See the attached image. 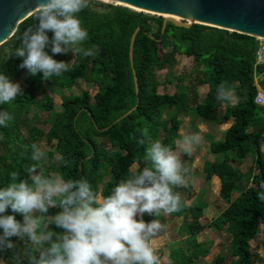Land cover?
Here are the masks:
<instances>
[{
	"label": "trees",
	"instance_id": "obj_1",
	"mask_svg": "<svg viewBox=\"0 0 264 264\" xmlns=\"http://www.w3.org/2000/svg\"><path fill=\"white\" fill-rule=\"evenodd\" d=\"M78 15L89 34L85 47L95 45L99 51L94 57H74L71 52L53 54L47 46L45 51L53 59L70 62L69 71L60 77L44 80L43 73L33 76L20 67L23 58L14 55L24 33L35 29L36 12L22 21L14 35L0 46V72L19 83L23 91L12 103L0 105V111L14 117L7 127L0 126V187L11 182L13 171L19 173L20 179L31 182L26 171L36 163L31 160V144L40 147L45 141L54 150L41 161L37 173L86 179L99 196L105 197L133 172L134 165L146 166L143 155L150 140L177 150L183 116L193 118L188 124L189 135L199 132L200 120L211 126L231 122L222 140H211L210 153L219 157L206 160L203 168L205 183L214 176L220 178L219 197L227 205L210 224L231 235L230 264H258L251 245L264 224V201L257 198V193L264 191V106L255 102L258 86L264 89V64H257L256 59L258 39L199 23L181 27L168 22L163 31L162 16L92 0ZM139 27L134 45L137 92L130 45ZM47 35L51 39L54 33L49 31ZM181 55L192 58L194 78L189 87L181 86L173 94L160 93L163 82L173 81H162L159 72L176 65ZM81 83L90 85L96 93L80 89L65 98L61 111H56L49 86L64 90L81 87ZM221 84L234 89L239 101L217 102L216 89ZM202 86H208L204 95L199 91ZM34 108L49 113L44 120L47 127L32 124L29 115ZM133 108L128 116L114 123ZM223 108L224 114L220 115ZM249 159V169L241 172L239 165ZM238 185L244 188L234 197ZM191 190L190 184L176 189L181 193L183 207L169 217H185L189 221L179 229L186 235L171 243L168 264H199V259L211 252L213 242L198 239L205 227L202 220L208 205L199 198L188 204L183 193ZM58 211V207L50 208L45 218L49 230L56 232L62 229L50 222ZM5 214L15 215L23 223V216L10 208ZM143 219L150 222L157 217L145 214ZM11 240L15 248L0 252V264H15V254H20L21 264H29L22 255L25 247L22 240L17 237ZM213 262L225 264V257L218 255Z\"/></svg>",
	"mask_w": 264,
	"mask_h": 264
},
{
	"label": "clouds",
	"instance_id": "obj_2",
	"mask_svg": "<svg viewBox=\"0 0 264 264\" xmlns=\"http://www.w3.org/2000/svg\"><path fill=\"white\" fill-rule=\"evenodd\" d=\"M88 6L89 0H37L38 23L24 33L14 52L23 58L20 67L33 76L43 73L42 78L49 80L68 72L70 62L53 59L45 51L47 46L53 54L97 55L95 45L85 47L89 34L78 15ZM49 31L54 33L51 39ZM20 95V84L0 72V105L10 104ZM216 100L232 104L239 98L234 89L221 84ZM13 119L9 112L0 111V126L7 127ZM201 141L199 134L183 136L178 142L179 154L160 141L152 143L143 155L146 166L122 179L105 197H100L86 179L37 173L47 157L32 143L31 160L36 163L26 169L31 182L13 171L11 182L0 187V252L15 248L11 238L17 237L24 241L22 255L29 264H159L151 241L164 226L158 219L145 222L143 216L159 217L182 210V196L176 191L187 187L181 155L191 156ZM257 198L264 201V191L257 193ZM57 207L60 211L50 223L62 229L59 232L45 224L49 209ZM9 208L23 216V223L15 215L5 214ZM13 260L21 264L20 254Z\"/></svg>",
	"mask_w": 264,
	"mask_h": 264
},
{
	"label": "rangeland",
	"instance_id": "obj_3",
	"mask_svg": "<svg viewBox=\"0 0 264 264\" xmlns=\"http://www.w3.org/2000/svg\"><path fill=\"white\" fill-rule=\"evenodd\" d=\"M97 3H106L111 4L109 2L103 1V0H92ZM111 5H120V4H111ZM129 8V7H128ZM135 11H139L138 9L130 8ZM148 15H153L155 17H159L157 14H151L147 12H143ZM177 19L182 20L181 17H178ZM179 61L176 65L169 68V70L160 71L159 77L162 81H165L167 79L172 80L171 83H165L163 82V85L160 86L159 92L163 93L164 91H167L171 94L175 93L176 91H179L181 86L182 87H189V83L194 78V75L191 73L193 69V60L191 57H187L185 55H181L178 57ZM25 78V75L21 78V81H23ZM181 78V79H180ZM260 87V86H259ZM80 89H89L92 94L96 93V90L93 89L90 85H86L81 83V87L75 86L71 89H62L59 87H51L49 86V94L54 99L55 102V110L61 111V104L62 101L65 98H69L77 93L80 92ZM208 90V86H202L199 88V91L201 95H204ZM39 98H43L42 95L39 96ZM225 109L220 110V115L224 114ZM49 113L40 111L37 108H34L32 112L29 115V118L32 122V124H36L40 127H47V125L44 123V120L48 117ZM184 124L181 127L180 131V137L177 139L180 140L183 136L189 135L188 131V124L193 119L190 115L183 116ZM232 121V120H231ZM230 123H227L225 125H210L205 121H198V128L199 132L196 134H199L202 137V141L198 147L195 148L193 154L191 156L187 155H181L182 163L186 169V171L183 173L187 185L190 184L192 186V192H184L183 196L187 199L188 203H191L194 199L199 198L202 201L207 203V207L205 209V217L203 218L202 222H204L205 227L204 230L198 235L199 241H212L213 244L211 246V252L210 255L206 258H200L198 263L199 264H214V259L218 255H222L225 257V264H230L233 258L231 257V250H230V241H231V235L227 231H220L215 229L210 223L213 222V220L220 215V213L226 208V203H224L223 200L219 197L218 193H220L221 184L219 177V182L215 181V178H213L210 182L204 181V173L203 168L206 160H215L219 155H215L210 153V143L211 140H222L224 136V131L230 126ZM100 140V139H99ZM156 142L155 140H150L149 146ZM41 150L45 152L46 156L51 152V150H54L53 147L49 146L45 141H42ZM178 148V144H177ZM264 150V147H263ZM176 152L179 154V148L176 150ZM58 154L55 152V157H57ZM251 164L250 159L246 160L242 165H239V170L241 172H245L249 169ZM133 172L142 170L143 168L139 165L133 166ZM56 175V174H54ZM106 179H109V176H107ZM219 185V187H218ZM216 187V189H215ZM244 186L238 185L237 190L234 193V197H237L241 194L242 189ZM219 189V192H218ZM191 190V191H192ZM169 214H162L161 216L157 217V219L160 221V223L164 226L162 230L157 234L156 237H154L151 241V246L156 250V254L159 258V264H168L170 261L169 252L171 243L181 239L186 234H181L179 232L180 226L185 222L189 221V218L181 217L179 219L170 218ZM264 224L261 225V232L260 234L251 241V245L253 248V251L257 255V263L258 264H264ZM24 244V241H21ZM4 264V262L2 263Z\"/></svg>",
	"mask_w": 264,
	"mask_h": 264
},
{
	"label": "water",
	"instance_id": "obj_4",
	"mask_svg": "<svg viewBox=\"0 0 264 264\" xmlns=\"http://www.w3.org/2000/svg\"><path fill=\"white\" fill-rule=\"evenodd\" d=\"M125 7L141 12L157 14L164 18L163 31L168 22L190 27L194 23L217 27L233 32L264 38V0H113ZM37 0H0V46L16 32L19 24L36 11ZM173 15L182 18L176 19ZM140 31L131 38L130 60L135 83L138 80L134 69V45ZM135 108L119 117L114 123L128 116ZM107 129V128H106Z\"/></svg>",
	"mask_w": 264,
	"mask_h": 264
},
{
	"label": "built area",
	"instance_id": "obj_5",
	"mask_svg": "<svg viewBox=\"0 0 264 264\" xmlns=\"http://www.w3.org/2000/svg\"><path fill=\"white\" fill-rule=\"evenodd\" d=\"M258 48L256 51L257 64H264V38H258ZM258 93L255 97V102L264 106V89L258 87Z\"/></svg>",
	"mask_w": 264,
	"mask_h": 264
},
{
	"label": "crops",
	"instance_id": "obj_6",
	"mask_svg": "<svg viewBox=\"0 0 264 264\" xmlns=\"http://www.w3.org/2000/svg\"><path fill=\"white\" fill-rule=\"evenodd\" d=\"M258 87H259V86H258ZM260 88H261V87H260ZM223 125H225V124H223ZM228 128H229V127H228ZM225 130H226V129H225ZM179 141H180V140L177 141V144H178ZM177 149H178V148H177ZM175 151H176V150H175ZM217 177H218V176H214L213 178H215V181H216V182H217V181L219 182V179H220V178L218 179ZM213 178H212V179H213ZM219 184H221V181H220ZM218 187H219V185H218ZM215 189H216V187H215ZM191 192L193 193V190H192ZM218 192H219V189H218ZM218 195H219V193H218ZM100 197H101V196H100ZM187 203H188V201H187ZM191 203H192V202H191ZM188 204H190V203H188ZM179 218H181V217H178V216H177V217H174V219H179ZM169 219H170V218H169Z\"/></svg>",
	"mask_w": 264,
	"mask_h": 264
},
{
	"label": "bare ground",
	"instance_id": "obj_7",
	"mask_svg": "<svg viewBox=\"0 0 264 264\" xmlns=\"http://www.w3.org/2000/svg\"><path fill=\"white\" fill-rule=\"evenodd\" d=\"M103 1L109 2V3H111V4H120V5H123V4L118 3V2H116V1H113V0H103ZM131 8H133V7H131ZM134 9H136V8H134ZM138 10H139V9H138ZM172 17H174V18L177 19L179 16L173 15Z\"/></svg>",
	"mask_w": 264,
	"mask_h": 264
}]
</instances>
